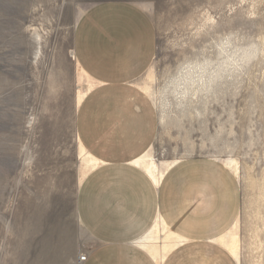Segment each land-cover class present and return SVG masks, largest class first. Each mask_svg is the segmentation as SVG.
Wrapping results in <instances>:
<instances>
[{
    "label": "rangeland",
    "instance_id": "1",
    "mask_svg": "<svg viewBox=\"0 0 264 264\" xmlns=\"http://www.w3.org/2000/svg\"><path fill=\"white\" fill-rule=\"evenodd\" d=\"M113 2L156 28L139 80L160 121L146 162L234 165L242 212L222 241L239 264H264V0H0V264H78L93 248L76 201L94 159L76 122L95 84L73 50L80 18Z\"/></svg>",
    "mask_w": 264,
    "mask_h": 264
},
{
    "label": "crops",
    "instance_id": "2",
    "mask_svg": "<svg viewBox=\"0 0 264 264\" xmlns=\"http://www.w3.org/2000/svg\"><path fill=\"white\" fill-rule=\"evenodd\" d=\"M74 41L77 64L95 84L76 122L94 159L76 201L82 235L93 243L83 264H239L222 241L242 212L232 169L188 157L166 170L158 162L155 174L146 162L160 126L139 85L157 50L150 15L133 3L97 5L77 22ZM149 236L159 241L151 249Z\"/></svg>",
    "mask_w": 264,
    "mask_h": 264
},
{
    "label": "built area",
    "instance_id": "3",
    "mask_svg": "<svg viewBox=\"0 0 264 264\" xmlns=\"http://www.w3.org/2000/svg\"><path fill=\"white\" fill-rule=\"evenodd\" d=\"M88 251H84V252H81L79 255H78V258H77V263L78 264H83L87 258H88Z\"/></svg>",
    "mask_w": 264,
    "mask_h": 264
},
{
    "label": "bare ground",
    "instance_id": "4",
    "mask_svg": "<svg viewBox=\"0 0 264 264\" xmlns=\"http://www.w3.org/2000/svg\"><path fill=\"white\" fill-rule=\"evenodd\" d=\"M37 33H38V32H37ZM37 37L40 38L41 36L39 37V35H37ZM34 38H35V37H34ZM40 39H41V38H40ZM36 42H37V41H36ZM39 42H40V41H39ZM38 48H39V47H38ZM39 51H41V50H39ZM227 166H228L229 168H232L234 165L231 166V165L229 164V165H227ZM150 167H151L150 170H152V172H155V170H156V166H155V164H151ZM234 167H235V166H234ZM84 176H85V173L83 174V177H84ZM223 242H225V241H223ZM226 247H227V246H226ZM228 249H229V248H228ZM229 250H231V248H230Z\"/></svg>",
    "mask_w": 264,
    "mask_h": 264
}]
</instances>
